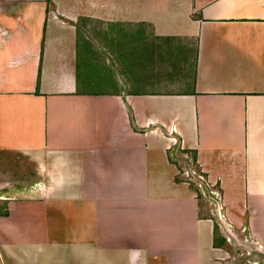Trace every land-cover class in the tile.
Segmentation results:
<instances>
[{
	"label": "crops",
	"instance_id": "obj_1",
	"mask_svg": "<svg viewBox=\"0 0 264 264\" xmlns=\"http://www.w3.org/2000/svg\"><path fill=\"white\" fill-rule=\"evenodd\" d=\"M233 241L264 264V0H0V264H250Z\"/></svg>",
	"mask_w": 264,
	"mask_h": 264
},
{
	"label": "rangeland",
	"instance_id": "obj_2",
	"mask_svg": "<svg viewBox=\"0 0 264 264\" xmlns=\"http://www.w3.org/2000/svg\"><path fill=\"white\" fill-rule=\"evenodd\" d=\"M177 151H178L177 155H178V161H179V168H180L181 173H183L186 170H191V169L196 170L195 173L190 174V177L182 176L183 180L186 181V179H187L188 182H192L193 184H195L199 190H203L200 188L201 184L199 185V183H197L200 181L199 176H202V175H200V173L197 171V168H196L194 162L191 161V154H189V152L183 150L182 147H179V149ZM204 179H205V177H204ZM199 194H202L200 197H201V202L204 206L205 213L207 212L208 214L213 216V218H215L219 221V219H220V216H219L220 201H219V199L216 197L215 198L216 203L214 204L213 202H210V199H208V197H206L207 194H205V193H199ZM203 194H205V195H203ZM211 209H213L214 213L211 212ZM228 250H229L231 256H233L237 260H239V257H241L243 260L245 259L246 262H249L250 264L255 263L254 262L255 260L256 261L257 260L262 261L259 253H257L256 247L253 246L252 244L250 245V242H249L247 248H245L244 246L241 247V246L237 245L233 241V242H231L230 245H228Z\"/></svg>",
	"mask_w": 264,
	"mask_h": 264
},
{
	"label": "built area",
	"instance_id": "obj_3",
	"mask_svg": "<svg viewBox=\"0 0 264 264\" xmlns=\"http://www.w3.org/2000/svg\"><path fill=\"white\" fill-rule=\"evenodd\" d=\"M193 173H195V172H191V173H189V171H187V174H188V177H190V174H193ZM199 178H200V181L199 182H197V183H199V185H200V188L201 189H203V185H204V183H205V179H204V177L203 176H199ZM196 183V184H197ZM206 184V183H205ZM212 195L216 198H218L219 199V194L218 193H212Z\"/></svg>",
	"mask_w": 264,
	"mask_h": 264
},
{
	"label": "trees",
	"instance_id": "obj_4",
	"mask_svg": "<svg viewBox=\"0 0 264 264\" xmlns=\"http://www.w3.org/2000/svg\"><path fill=\"white\" fill-rule=\"evenodd\" d=\"M202 194H199V198L201 200V196ZM215 234L218 236L219 235V228L216 226V229H215Z\"/></svg>",
	"mask_w": 264,
	"mask_h": 264
}]
</instances>
